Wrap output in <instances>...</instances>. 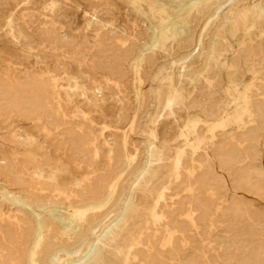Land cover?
<instances>
[{"label": "rangeland", "instance_id": "374dc122", "mask_svg": "<svg viewBox=\"0 0 264 264\" xmlns=\"http://www.w3.org/2000/svg\"><path fill=\"white\" fill-rule=\"evenodd\" d=\"M263 214L264 0H0V236L39 233L36 264H264Z\"/></svg>", "mask_w": 264, "mask_h": 264}, {"label": "bare ground", "instance_id": "6f19581e", "mask_svg": "<svg viewBox=\"0 0 264 264\" xmlns=\"http://www.w3.org/2000/svg\"><path fill=\"white\" fill-rule=\"evenodd\" d=\"M190 37H191V35L188 34L186 39H189ZM154 41H156V39L151 40V43H154ZM103 54H104V57L107 59V61L105 63V68L107 69V71L115 78L123 77L124 76V64H125V61L127 58L126 51L125 50H117V49H114L113 47H106L103 50ZM17 99H19V98L17 97ZM172 101L173 100L171 97L168 98L166 101L167 105L170 106ZM29 102L32 106L42 108V109L45 108V106H46V98L43 97L42 95L36 97L35 99H31ZM132 121H133V119H132ZM129 125H131V122L129 123ZM225 157H227V156L225 155ZM121 172H122V170H121ZM120 175H121L120 172H117L109 180L106 198H109L112 195V193L114 192V190L118 184V181L120 179ZM202 184H207V182L204 181V182H202ZM100 197L102 198V195H100ZM104 201H101V203H103ZM238 204H235L232 206L231 211L233 214L237 213V211L240 209ZM83 212L84 211H80L78 213L83 214ZM73 213L74 214L77 213V210H74ZM68 219H69V221L72 220V218H70L69 216H68ZM192 220L193 219H191V221ZM80 239L86 240V234L84 232H82L80 234ZM0 240L3 243H5V245L7 244L6 246L8 247L9 253L12 255V260H13L14 264H22L23 262H25V264H36V255H37V251H38V248L40 245V234L39 233H37L35 235V237L33 238V240L29 243L27 250H26V253H24L23 249H21L22 244L25 242V237L23 236V234H20L17 231H15L12 227L8 228L0 236ZM61 250H64V249H61ZM55 254H57V252ZM95 254H97L96 248L93 250V252L89 256V259H93L95 257ZM150 264H158V263L151 262Z\"/></svg>", "mask_w": 264, "mask_h": 264}]
</instances>
